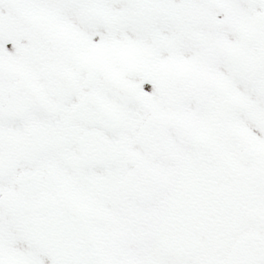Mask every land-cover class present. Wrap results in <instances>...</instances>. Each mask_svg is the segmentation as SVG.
I'll return each instance as SVG.
<instances>
[{
    "label": "snow or ice",
    "instance_id": "snow-or-ice-1",
    "mask_svg": "<svg viewBox=\"0 0 264 264\" xmlns=\"http://www.w3.org/2000/svg\"><path fill=\"white\" fill-rule=\"evenodd\" d=\"M0 264H264V0H0Z\"/></svg>",
    "mask_w": 264,
    "mask_h": 264
}]
</instances>
